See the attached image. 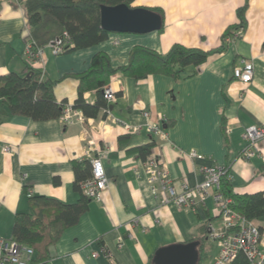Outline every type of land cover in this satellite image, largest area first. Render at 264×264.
I'll list each match as a JSON object with an SVG mask.
<instances>
[{"label":"crops","instance_id":"crops-1","mask_svg":"<svg viewBox=\"0 0 264 264\" xmlns=\"http://www.w3.org/2000/svg\"><path fill=\"white\" fill-rule=\"evenodd\" d=\"M24 1L0 0V76L29 71L23 58L29 41ZM244 4L245 0H137L136 7L163 9L162 32L110 33L96 46L58 56L47 48L45 62L32 68L58 81V102L73 104L78 97V75L90 67L97 53L107 54L114 66H122L129 63L135 46L166 54L176 43L204 51L226 45L186 79L152 75L137 81L114 75L109 85L116 101L109 104L113 106L109 117L85 118L74 126H65L61 119H4L0 123V236L13 239L17 214L32 212L26 188L33 196L77 203L81 193L74 186V164L86 159V152L93 148L95 154L108 151L104 167L109 188L101 200H92L76 225L64 231L42 264H154L152 257L161 248L203 237L209 241L205 264H211L219 251L207 227L209 222L219 224L214 199L203 200L195 189L193 210L159 205L146 180L138 148L154 142L152 152L163 158L178 188L183 178L197 186L204 180L200 166L215 163L229 168L237 193L264 191V142L258 144L254 158H243L244 130L264 124V0H249L243 36L228 45L223 41L227 28L239 24L237 10ZM243 60L255 65L250 84L233 79V69ZM85 97L93 104L98 95L93 91ZM3 109L0 100V112ZM146 111L153 121H162L167 139L144 131L128 134L114 123L118 118L142 124ZM5 147L11 152H5ZM190 150L209 159L191 160L185 155ZM259 225L264 236V221Z\"/></svg>","mask_w":264,"mask_h":264},{"label":"trees","instance_id":"trees-1","mask_svg":"<svg viewBox=\"0 0 264 264\" xmlns=\"http://www.w3.org/2000/svg\"><path fill=\"white\" fill-rule=\"evenodd\" d=\"M136 1L26 0L23 8L29 28V40L36 49L52 45L64 46L62 54L96 46L105 41L110 34L102 28L101 7L125 4L132 8L136 7L134 6ZM248 7L249 0H245V4L237 10L239 24L227 28L223 34L224 42L236 29L246 30ZM151 10L159 13L164 21L162 8L154 7ZM163 29L164 26L159 32ZM225 47L226 45H223L215 50L204 51L176 43L168 53L160 54L150 48L135 46L130 52L129 63L122 66H114L107 54L97 53L90 67L78 75V97L72 105L75 109H80L86 119H98L101 115L106 118L110 105L105 97L104 87L110 83L114 75L121 74L137 81L152 75H163L175 80L186 79L198 73L210 55L222 52ZM190 68H193L191 72L188 71ZM28 70L27 74L10 72L0 76V100L4 108L0 112V123L9 116H24L37 122L60 119L69 104L66 101L58 102L55 96L58 81L45 78L41 70L32 67ZM93 91L97 93L98 98L92 104L87 101L85 94ZM154 146L155 143L152 142L138 148L143 160L152 154ZM74 167L76 174L74 186L81 193V199L77 203L66 204L50 197L33 196L30 189L26 188L30 195L32 212L17 214L13 239L20 245L33 248L36 262L43 263L49 258L50 248L59 242L67 228L79 222L93 200L81 188L82 182L92 176L90 160L86 158L77 161ZM56 183L60 181L57 179ZM220 193L231 199V208L243 217L258 223L264 221V191L239 194L227 174L221 180ZM260 230L263 234L262 226ZM197 240L201 241L198 264H205L208 260L205 250L209 241L205 237L195 239ZM153 258L154 256L152 261ZM234 264L250 263L241 253Z\"/></svg>","mask_w":264,"mask_h":264},{"label":"built area","instance_id":"built-area-1","mask_svg":"<svg viewBox=\"0 0 264 264\" xmlns=\"http://www.w3.org/2000/svg\"><path fill=\"white\" fill-rule=\"evenodd\" d=\"M243 28L236 29L225 39L226 44L237 41L244 34ZM65 35H67L65 33ZM49 48L54 56L61 55L64 46H48L35 48L32 41H28L23 58L30 67L45 62V50ZM255 75V65L252 60H243L240 66L233 69V79L242 84H250ZM104 94L109 104L116 101L113 88L108 84L104 87ZM107 117L111 115V109L107 110ZM145 122L133 125L118 118L114 123L120 125L128 134H139L146 132L153 137L167 139L162 121H153L150 112L143 114ZM65 126L82 124L85 121L84 113L80 109H75L72 104H68L62 117L60 118ZM243 158L251 160L259 152L258 144L264 142V124L249 126L243 133ZM5 152H11L9 147H5ZM191 160H208L205 155L199 154L195 150L185 153ZM107 150L95 154L93 148L86 152V158L92 165V176L82 182L83 192L93 200H101V195L109 188L110 180L106 174L104 161L108 158ZM143 171L155 199L159 205L165 206L174 204L186 210H193L194 191L197 189L202 199L209 197L217 204L219 214V224L208 223L209 237L218 246V254L211 264H234L239 254L243 253L250 264H264V236L260 230L259 223L255 220H248L231 208L232 201L220 193L221 180L225 175L230 176L227 166L220 164H205L200 166V172L204 180L197 186H191L187 178L180 182V188L176 186L173 177L161 156L152 154L143 161ZM133 238L132 236H130ZM124 246V240H119V247ZM108 256V253L105 252ZM94 257L98 254L94 253ZM35 251L29 246L18 244L14 239H6L0 236V264H42L36 262Z\"/></svg>","mask_w":264,"mask_h":264},{"label":"water","instance_id":"water-1","mask_svg":"<svg viewBox=\"0 0 264 264\" xmlns=\"http://www.w3.org/2000/svg\"><path fill=\"white\" fill-rule=\"evenodd\" d=\"M102 28L109 33L150 34L164 26L162 16L147 7H129L125 4L101 7ZM113 109V106H110ZM201 242L173 244L158 250L154 264H198Z\"/></svg>","mask_w":264,"mask_h":264},{"label":"rangeland","instance_id":"rangeland-1","mask_svg":"<svg viewBox=\"0 0 264 264\" xmlns=\"http://www.w3.org/2000/svg\"><path fill=\"white\" fill-rule=\"evenodd\" d=\"M212 250H215V247H212Z\"/></svg>","mask_w":264,"mask_h":264}]
</instances>
